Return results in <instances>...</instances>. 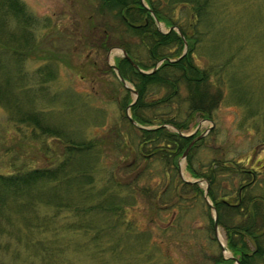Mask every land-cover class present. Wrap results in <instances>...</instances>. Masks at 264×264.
I'll use <instances>...</instances> for the list:
<instances>
[{"label": "rangeland", "instance_id": "1", "mask_svg": "<svg viewBox=\"0 0 264 264\" xmlns=\"http://www.w3.org/2000/svg\"><path fill=\"white\" fill-rule=\"evenodd\" d=\"M19 1L25 6L26 16L35 20L27 32L35 48H29L32 50L21 56L20 64L15 62V69L18 65L22 72L21 85L28 87L27 93L19 91L17 95L23 97V109L38 113L41 123L54 132L19 121L16 115L22 107L9 110L0 101V174L14 172L20 166L24 170L51 167L58 171L69 164L66 148L70 142L92 141L91 156H73L71 164H81L83 171L91 174L95 189L109 182L117 186L120 183L117 188L131 204L128 218L141 228H148L151 240L169 238L174 243L164 245V242L156 254L150 253L152 259L145 263L136 254L146 247V238H140L135 245L129 243L135 238L130 233L120 243L125 254L112 256L89 240V232L85 235L81 230L64 226L57 231L54 219L61 222L65 216L70 220L77 217L68 207L59 210L40 198L35 207H22L23 212L13 213L11 221L0 216V264H212L217 242L207 237L208 217L202 204L193 200L190 212L181 218V227H169L173 209L166 205L173 199L167 187L169 179L163 175L159 162L133 152L135 134L119 104L128 88L116 71L107 66L108 53L110 61L115 62L122 52L115 47H99V32L92 28L100 19L95 8L98 1ZM186 3L180 1L166 7L168 14L179 15L178 20L185 28L191 23L189 18L195 17ZM207 10L206 22L197 24L201 34L197 36L194 59L215 82L221 100L214 112L215 130L204 136L205 144L197 147L194 164L219 156L245 167L264 163V0H209ZM1 16L6 29H17L12 13ZM160 25L166 29L163 23ZM0 50L11 52L2 43ZM143 51L141 48L142 57ZM8 54H4L3 60L12 70ZM14 55L19 57L18 53ZM129 85L133 86L130 81ZM128 91L133 98V92ZM198 121L200 131L211 125L206 120ZM129 144L132 151H124L123 147ZM180 162L182 175L192 178L185 169V160L182 158ZM260 170L264 174V166ZM200 184L205 186L204 181ZM162 188H168L169 193H161ZM252 189L257 193L264 191V181L256 182ZM68 190L70 198L75 197L74 190ZM152 205L160 208L156 216ZM53 213L56 215L51 217ZM151 216L155 221L149 219ZM89 217L94 222L100 219L98 215ZM27 219L26 226L23 220ZM115 230L113 234L119 235L121 228ZM55 235L60 239L51 244ZM219 237L225 241L221 230ZM149 250L152 251L150 247ZM131 256L136 259L128 260Z\"/></svg>", "mask_w": 264, "mask_h": 264}, {"label": "trees", "instance_id": "2", "mask_svg": "<svg viewBox=\"0 0 264 264\" xmlns=\"http://www.w3.org/2000/svg\"><path fill=\"white\" fill-rule=\"evenodd\" d=\"M97 1L95 8L100 14V19L98 24H94L96 27L94 28V25L92 27L99 32L97 38L99 47L106 49L111 45L122 47L142 69H151L157 61L163 59L155 70L145 73L135 68L126 57L116 58L115 64L119 72L132 83L138 94L136 100L129 105L132 98L126 90V95L119 104L124 110L126 122L135 132L138 144H141L140 148L150 140L155 143V148L162 149V144L169 141L173 150L171 166L176 170L178 156L188 138L180 136L177 132H169L163 126L149 129L138 125H160L169 122L179 129H184L197 115H209L221 100V92L216 89L215 82L209 79L205 68L200 67L194 59L198 49L195 45L197 36L201 34L197 24L206 22L207 15L209 17L207 10L209 0H180L186 1L195 14L194 18H189L191 23L186 28L183 22H179V15L166 12V7L180 2L179 0H145L149 8L141 0ZM24 7L19 0H0V14L10 12L17 21V29L8 30L5 20L0 17V43L8 46L11 51L8 54L7 51L0 50V101H3L9 110L22 107L16 115L19 121L26 122L32 127H42L45 132L53 133L48 125L41 123L38 113L23 109V97L19 98L17 95L19 91L27 93L28 87L24 88L21 85L22 72L18 65L16 66L18 69H15V62L20 64L21 56L32 50L29 48H35L33 39L29 41L27 35L35 20L30 15L26 16ZM151 11L167 29L172 25L178 26L181 34L174 28L167 31L160 30ZM92 42H95V39H92ZM185 42L187 51L182 54ZM139 46L144 49L143 57ZM14 53H18L19 57ZM4 54L10 56L7 57L11 59L9 66L12 65L14 69L11 70L6 66L7 61L3 60ZM107 66L109 70H113L110 65ZM45 80L42 79V82ZM181 91H185L186 95L181 96ZM182 101H186L187 105L184 106ZM128 105L131 118L136 124L125 113ZM70 143L66 148L69 164L58 171L51 167H32L24 170L20 166L14 172L0 174V216L11 221L13 213L23 212L22 207H35L42 198L54 204L59 210L61 207H68V211H72L77 217L75 220H70L65 216L61 222L54 219L57 231L64 226L81 230L85 235L89 232V240L97 242L98 247H102V252L107 251L112 256L125 254V247L120 243L130 233L135 234V238L129 243L135 245L140 238L141 240L146 238L144 239L146 247L139 249L136 254L145 263H149V259H152L151 254H156L163 247L164 242V245L168 242L174 243L169 238L161 241L155 238L151 240V231H148V228H141L128 218L127 213L131 204L117 188L120 183L117 186L116 183L109 182L95 189V183L90 178L91 174L83 171L81 164L77 166L75 162L74 166L71 164L73 156L83 157V154L91 156L94 147L92 141ZM126 147L128 145L123 149ZM187 169L193 173L190 174L193 178H205L208 181V195L217 211V223L224 232L226 246L232 256L225 258L221 251L214 233V219L209 210L210 205L203 199L204 189L199 182L186 181L180 174H163L168 177L167 187H170L173 193V199L169 203V207H173L169 227H181L182 216H186L193 207L194 195L208 217L207 237L217 242L218 250L211 256L212 264H237V262L264 264V191L257 193L251 190L254 184L251 187L242 184V179L239 177L243 176L245 166L234 160H223L219 162L221 174H198L190 162L187 164ZM237 183L238 187L235 188ZM242 186L244 187L240 189ZM70 188L75 192L73 198H70L71 193L68 190ZM168 188H165L164 193L169 191ZM153 197L155 198V194ZM151 210L153 216L160 213V208L157 209L153 205ZM55 215L56 213H53L51 217ZM89 215H98L100 219L94 222ZM153 216L149 219L155 221ZM48 221L51 224V218ZM23 223L27 226L29 220H23ZM123 225L124 229H122ZM118 228H121L120 234L114 235L115 229ZM51 229L53 230L54 227ZM58 239L60 238L55 235L51 238V244ZM144 241H141L142 244ZM57 245L60 247V244ZM133 258L134 256H131L128 260L136 259Z\"/></svg>", "mask_w": 264, "mask_h": 264}, {"label": "flooded vegetation", "instance_id": "3", "mask_svg": "<svg viewBox=\"0 0 264 264\" xmlns=\"http://www.w3.org/2000/svg\"><path fill=\"white\" fill-rule=\"evenodd\" d=\"M141 2L142 3L144 2L145 6L149 8V6L145 2V0H141ZM151 14L155 18L153 11H151ZM93 27L95 28L96 26L94 25ZM171 28L176 29L181 34L179 27L175 26V25L170 26L168 29L167 28L163 29L162 31H167ZM113 46H117V45H111L110 47H113ZM121 56H123V55H121ZM144 70H149V69H144ZM180 94H181V96H185L186 92L181 91ZM133 98H132L131 102L129 103V105L136 100V99L134 100ZM182 104L185 106V105H187V102L182 101ZM217 106H218V104H217ZM217 106H215L211 110L210 114L207 116L197 115L193 121L191 120L188 122V127L184 128V129H179L174 124L169 123V122H164L160 125H157V124L147 125L148 126L147 128H149V129L156 128L158 126H163V127H166L169 132L170 131L177 132L180 136L188 138L187 142L185 143V145L182 148L181 153L178 156V159H177L178 165H177L176 170L173 169L171 166V162H172L171 158L173 156V150L171 149V146H170L168 140L166 141V144L165 143L162 144L163 145L162 149H157V148H155V146H156L155 143L153 141H150V140L148 143H144L142 145V146H144L143 148H140L141 144H138L139 143L138 140L136 138H134L136 148H134L133 152L135 154L138 153L139 155L143 156L144 158H149V161L155 160V161L159 162L161 164L163 174H182L181 173L182 162H180V159H182V158L185 160V169H186L188 174H193L190 170L187 169L188 162H190L191 166L195 169V172H197L198 174H221L219 172V162H221L223 160H225V161L229 160V159H224L222 156L215 157L211 160H208L207 162L198 161L197 164H194L196 161L194 152L197 150V147H199L202 144H205L206 139L204 138V136L207 135L209 132L211 133V131L213 132V130H215L213 128V126H214L213 118H214V112H215ZM197 119L209 121V122H211V125H209L205 129V131H200L199 128L201 126V121H198ZM134 123L136 124L135 121H134ZM193 125L195 127L192 130H190L191 126H193ZM138 126L142 127V125H140V124ZM144 128H146V127H144ZM206 131H208V132L206 133ZM169 132H168V135H169ZM134 134H135V132H134ZM186 148H187V151H186L185 155L183 156V153H184ZM132 149H133L132 145L129 144L128 147L126 149H124V151H126V150L132 151ZM263 166H264V163L260 162V163H256V165H252L250 167H245L246 169L243 172V176L239 177L242 179V182H243L242 184H244V186L247 185V186L251 187L256 182L264 181V174H262L263 172H262V170H260V168L261 167L263 168ZM207 169H209V170H207ZM200 179H205V178H200ZM199 185L201 186L200 183H199ZM244 186L240 187V189H242ZM202 188L204 189L203 199L205 200V188L203 186H202ZM164 190H165V188H162L161 193H164ZM251 190H253V189H251ZM207 197L211 201V199L208 195V181H207ZM196 199H198V198H196L193 195V200H196ZM166 205L168 206L169 204H166ZM173 215H174V212H173ZM224 238H225V235H224ZM224 244H225V247L227 248L226 240L224 241ZM228 251L230 252L229 249H228ZM231 256H232V254L230 252V257ZM225 258H227V257H225ZM237 264H238V262H237Z\"/></svg>", "mask_w": 264, "mask_h": 264}, {"label": "water", "instance_id": "4", "mask_svg": "<svg viewBox=\"0 0 264 264\" xmlns=\"http://www.w3.org/2000/svg\"><path fill=\"white\" fill-rule=\"evenodd\" d=\"M143 3H144V2H143ZM155 20L157 21V24H158L159 29L162 30L161 25H160V22L157 20L156 17H155ZM114 47L117 48V49H119V50H121L122 55L125 56L127 59H129V61L131 62V64H133V66H134L135 68H137V69H138L139 71H141V72H145V73H147V72H151V71L155 70V69L158 67V65H159V63L161 62V60H162V59L159 60V61L156 63V65H155L154 67H152V69H150V70H144V69L140 68L139 65H138L136 62L133 61V59L129 56V54H128L123 48H121V47H119V46H114ZM185 51H186V47L184 48L183 53H184ZM169 60H173V59H170V58H169ZM107 62H108V64L111 65V66L113 67V69L116 71V73H117L119 79L121 80V82L123 83V85H124L126 88L130 89V90L133 92V94H134V98H133V99L135 100L136 97H137V92H136V90L133 88V86L129 85V82H128V81H127V80L121 75V73L119 72V70H118L116 64L110 61V54H109V53L107 54ZM134 100H133V101H134ZM128 108H129V106H128ZM126 113H127L128 116H130V114H129V109L126 111ZM132 120H133V119H132ZM133 122H134V120H133ZM186 151H187V148L185 149V151H184V153H183V156L185 155ZM197 180H200V179H195L194 181H197ZM200 181H201V180H200ZM205 199L207 200L208 203H210L209 200H208V197H207V184H206V186H205ZM213 211H214V219H215V220H214V230H215V234H216L217 237H218V225H217V220H216V218H217V212H216L215 209H214ZM220 242H221V241H220ZM221 245H222V243H221ZM222 246H223V245H222Z\"/></svg>", "mask_w": 264, "mask_h": 264}, {"label": "bare ground", "instance_id": "5", "mask_svg": "<svg viewBox=\"0 0 264 264\" xmlns=\"http://www.w3.org/2000/svg\"><path fill=\"white\" fill-rule=\"evenodd\" d=\"M186 39V38H185ZM166 58V57H165ZM166 60V59H165ZM168 62V61H167ZM136 126V125H135ZM163 128V127H162Z\"/></svg>", "mask_w": 264, "mask_h": 264}]
</instances>
